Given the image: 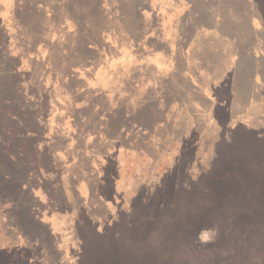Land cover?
Wrapping results in <instances>:
<instances>
[{
  "label": "rangeland",
  "instance_id": "obj_1",
  "mask_svg": "<svg viewBox=\"0 0 264 264\" xmlns=\"http://www.w3.org/2000/svg\"><path fill=\"white\" fill-rule=\"evenodd\" d=\"M78 1L0 0V264H264V139L249 130L264 125V0H221L228 28H250L241 52L218 21L182 35L186 79L140 42L159 0L145 21L128 0ZM76 57L99 74L71 72ZM193 79L220 88L213 103L252 94L247 113L214 119Z\"/></svg>",
  "mask_w": 264,
  "mask_h": 264
},
{
  "label": "trees",
  "instance_id": "obj_2",
  "mask_svg": "<svg viewBox=\"0 0 264 264\" xmlns=\"http://www.w3.org/2000/svg\"><path fill=\"white\" fill-rule=\"evenodd\" d=\"M128 1L130 3V4H128L130 6V8L132 10H136L138 12V18H141L142 20L145 21L147 18L145 17L144 14L147 13V11L145 9H147L146 4H148V0H139V2H137L138 0H128ZM184 1H190V2L188 3V2H184ZM122 2H123V0H122ZM159 2L162 3V5H163L162 7L159 5H153L149 8L150 18H151L150 19V28H146L147 30L145 31L142 38L140 39V42L142 43V45H143V43L146 45H149V43H150V45H149L151 47V49H149L150 51L158 50L159 52L165 53V58L167 59V62L169 64L167 67V71H166L169 79L171 78V76L177 75L176 66L178 65V63H181L184 67V71H183V73H181L182 76L184 75V73H187L188 71H190V58L192 57L191 50L189 48L190 51H188L186 53V51L185 52L183 51L184 47L182 48V50L180 49V45H182L181 43H184V42H183V39L182 38L180 39L179 36H182V35L189 36V39H190L189 42L192 43L194 40V36L197 37L200 34V32L197 30V28H199V27L207 26V25L213 26L214 24H215L214 27H216L217 21H218V26H219L218 29L219 30L225 29L226 31L235 35V36L231 35L228 37H224L225 40H228V41L230 40L229 42L232 43L233 46L234 45L236 46V49L238 50L237 52H241V49H238L240 47L239 41L244 37V35H247V34H245V32L248 33V31H250L249 30L250 28L245 27L246 31L244 30L242 33H239V32H236L235 30H233L232 29L233 25L237 24V22L233 24V22H235V20H236V18L234 20L233 17H234V15L236 17V14L233 12L232 8H227V7L221 8L220 7V5H222L221 0H159ZM77 3H79L78 0H77ZM174 3L176 5V7H174L173 10L174 11L180 10L181 12L172 16V15H170L169 11H172L171 7L173 6ZM185 3H187V4L185 5ZM72 4L73 3L70 2L69 5L71 6ZM49 9H52V8H49ZM223 10H226V11H224V13H223L222 12ZM123 14L125 15V13H123ZM186 18H190L192 24H189V23L184 24V20ZM121 20H122V17H121ZM228 21L232 22V24H233L230 26V28H228V26L226 25V23ZM116 24L121 26V22H119V21H117ZM143 25L145 26V24H141L140 26H143ZM190 25L193 26L192 30H189ZM183 26H185V28ZM186 28H188L189 31H187ZM75 29H74V32H76V31L78 32V29H76V31H75ZM119 30L121 31V28ZM205 30H208V28H206ZM215 30H214L215 33H216V31H219V30H216V31ZM140 31H141V29H140ZM72 32H73V30L71 29L70 33H72ZM205 34L206 33H204V35ZM74 35H76V34L74 33ZM178 38H179V40H178ZM253 40H255V37H253L252 41ZM179 41H180V43H179ZM79 42L81 43L80 44L81 48H86L87 50L89 48H91V45L88 42V40L77 41V43H76L77 46H79ZM52 43L55 46V44L57 43V39L54 40ZM209 45H211V43L208 44V48H206V50H208L210 52V51H212V46H209ZM58 47H60V45ZM247 48H244V50L246 49V51H247L248 50ZM149 50L142 49V51L145 52L144 54H146ZM64 57H65L64 60H68L70 55H66ZM80 58L81 57L75 58V62L73 65L74 67H73V69L70 68V71L71 72L75 71L77 73L78 71H76V70L79 69L80 67H81V69H83L84 67H88L85 69V73L86 72H92L93 74H95L94 77H96V74H99L100 68L95 69L92 67V64H93V61L95 58H93V57L85 58V59H80ZM50 66L51 67H49V69H51L53 67V65H50ZM157 67L159 70H162V67H164V66L159 65ZM263 67H264V63H263ZM204 71L205 70H203V72ZM226 73H227V71H226ZM72 74L73 73H71V75ZM210 74H211V72H209V75ZM186 75H188V73L184 75V78L186 77ZM190 75H191V72H190ZM190 75H188V76H190ZM236 76H237L236 74H235V77L229 76V74H228V76L225 77L226 81L228 82V83L226 82V84H224V86L226 85L227 93H229L230 91H232L233 89H235L237 87V85H238L237 81H238L239 77L238 76L236 77ZM76 78H77V75H76ZM191 78H192V76H191ZM225 78H224L223 82H225ZM255 78L253 77L254 82L256 81ZM191 83H190V85L192 86L191 92L193 94H195L196 96H203V99L205 102H212V106L215 108L214 109V112H215L214 119L216 118V114L219 111L220 112L224 111L225 116H227V117H230L233 119L234 118L238 119L239 116H243L244 114L247 113L248 107H249L248 103H249V101H250V104L252 102V100L250 99L252 94H250L246 100V104L244 103V105L243 104L240 105V103L238 101L239 100L238 96H237L238 99L235 101L234 99H232V97L230 95H227L230 97H228V99H226V100H224V99L220 100L221 102H219V103L216 100L215 103H213L214 97H212V95L209 94V90H212V92L216 93V92H218V90L220 88H218L217 86L214 87L213 84H210L208 87L202 86L198 82L197 79H193L191 81ZM255 85L256 84L254 83V86ZM186 90L190 91V87L188 86V88ZM232 94H234V93H232ZM235 96H236V93H235ZM262 99H264V98H262ZM259 117H257V119H256L257 123L262 121V119H259ZM242 126H244V128L247 129L246 125H242ZM239 130H241V129L237 128V130L233 133L234 137H235V134H237V132ZM249 130H252L251 132L254 135L252 137H254L255 140L260 138V139H258V141L262 142V139H264L263 138L264 137V125H258V126H257V124H256V126L253 125L252 127L249 128ZM255 133H256V135H255ZM259 135H261V136H259ZM255 140H254V144H257Z\"/></svg>",
  "mask_w": 264,
  "mask_h": 264
},
{
  "label": "crops",
  "instance_id": "obj_3",
  "mask_svg": "<svg viewBox=\"0 0 264 264\" xmlns=\"http://www.w3.org/2000/svg\"><path fill=\"white\" fill-rule=\"evenodd\" d=\"M181 38H182V36H180V39H181ZM194 38H195V36H194ZM183 51L185 52V51H186V49H184ZM187 51H190V50H189V49H187Z\"/></svg>",
  "mask_w": 264,
  "mask_h": 264
}]
</instances>
